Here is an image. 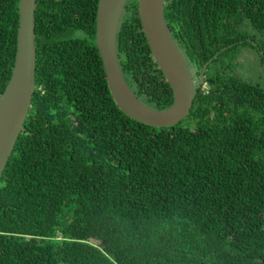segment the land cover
<instances>
[{
  "label": "trees",
  "instance_id": "1",
  "mask_svg": "<svg viewBox=\"0 0 264 264\" xmlns=\"http://www.w3.org/2000/svg\"><path fill=\"white\" fill-rule=\"evenodd\" d=\"M18 1L0 0V94ZM97 1L36 0L35 90L0 175V264H264V88L235 52L249 46L264 62V0H164L195 80L207 65L188 114L161 127L115 104ZM126 2L120 69L140 101L164 110L171 88L137 0ZM239 63L245 80L230 69Z\"/></svg>",
  "mask_w": 264,
  "mask_h": 264
},
{
  "label": "water",
  "instance_id": "2",
  "mask_svg": "<svg viewBox=\"0 0 264 264\" xmlns=\"http://www.w3.org/2000/svg\"><path fill=\"white\" fill-rule=\"evenodd\" d=\"M127 0H98L95 43L109 92L117 107L130 118L155 127L173 125L189 112L203 79L207 62L194 80L186 57L172 37L164 17V0H137L140 25L150 53L169 84L173 101L164 110L140 101L120 69L116 38ZM36 0L18 1L16 52L10 78L0 94V175L15 146L35 90Z\"/></svg>",
  "mask_w": 264,
  "mask_h": 264
},
{
  "label": "rangeland",
  "instance_id": "3",
  "mask_svg": "<svg viewBox=\"0 0 264 264\" xmlns=\"http://www.w3.org/2000/svg\"><path fill=\"white\" fill-rule=\"evenodd\" d=\"M128 1V0H127ZM127 3V2H126ZM260 38H256L255 40L256 41H262V39H260ZM262 48H263V50H260V53L262 52V51H264V44L262 45ZM234 50V49H233ZM246 51V53H245V55H244V57L241 59L242 60V65L243 66H245V65H247L248 63H249V61H253L251 64H249V66L250 67H252V69L251 70H248L247 72L248 73H250L249 75H251L250 77L252 78V82H254V83H258V84H260L263 88H264V62L262 63V65L260 64L259 66H256V63H257V61H256V59H259V63H260V58H259V56H258V54H257V52L254 50V49H252L251 47H249V46H238L237 48H236V50H235V52H237V51ZM263 53V52H262ZM231 54V52H229V53H225V54H223L221 57H220V62H227L229 59H228V56ZM246 55H248V57L249 58H251V59H249ZM260 55V54H259ZM224 56H225V58H227V60L224 58ZM231 60V59H230ZM222 65V64H221ZM233 67L235 68V71L234 72H238V73H240L239 75H240V77H241V79H243V80H245L244 79V77H242L243 76V74H244V72H245V70H241L240 68H241V64L239 63L238 65H235V66H233V64H231L230 65V69L232 70L233 69ZM240 67V68H239ZM190 70H191V73H192V76H193V78H194V80H195V78H196V76H194V74H195V72H194V70H192L191 68H190ZM205 85H203V87H204Z\"/></svg>",
  "mask_w": 264,
  "mask_h": 264
}]
</instances>
